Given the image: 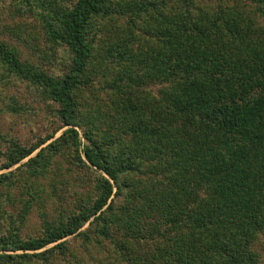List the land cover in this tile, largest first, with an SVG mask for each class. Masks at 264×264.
Instances as JSON below:
<instances>
[{
  "label": "trees",
  "instance_id": "trees-1",
  "mask_svg": "<svg viewBox=\"0 0 264 264\" xmlns=\"http://www.w3.org/2000/svg\"><path fill=\"white\" fill-rule=\"evenodd\" d=\"M24 3L0 15V79L60 124L1 152L0 264H264V0ZM16 194L39 235L2 223Z\"/></svg>",
  "mask_w": 264,
  "mask_h": 264
},
{
  "label": "rangeland",
  "instance_id": "rangeland-1",
  "mask_svg": "<svg viewBox=\"0 0 264 264\" xmlns=\"http://www.w3.org/2000/svg\"><path fill=\"white\" fill-rule=\"evenodd\" d=\"M25 1L26 0H0V15L3 18L4 22L13 23V17L16 20L20 18L22 14V8H19L18 4L23 5L25 4ZM253 11L254 9L251 12ZM258 14L251 15L252 17H254V21L257 24L264 26V18L258 17ZM58 70H60V68ZM32 93L33 90L31 84L27 81L19 80L10 74L9 76L5 74V78H3L2 80L0 79V158L1 152H3L8 147L10 141H13L15 139L21 144L30 145L31 143L36 141L38 137L45 136L60 124L59 119L54 115V113L50 111L44 103L40 102ZM9 97H13L17 101V104L15 105L16 111H11L7 107V105L10 104L11 101ZM82 102H84V99L81 101V103ZM84 109L87 112H89L90 110L89 108H87V106H84ZM76 128L79 132L78 136L81 141V150L85 140L82 137L81 129L79 127ZM63 129H65V127L58 130L54 134V138L58 137ZM63 156V160L66 158L70 159V162H67V168H75V173H83L80 178L74 179L73 190L82 185L81 188L78 189H81L82 192L85 191L87 193L86 195H92L95 192L94 189H98V184L97 182H95V179H97L98 176L101 175V172L96 170L95 168H92V170L84 168L82 167V165H80V167L82 168H79L78 166L76 167L74 165L76 161L72 162L74 152L70 149H68V151H66ZM8 170L9 169H2L0 170V172H6ZM81 195L82 196H80V198H85L84 193H82ZM27 197L29 198V196ZM18 198L19 196L16 194V196H14V199L16 201L5 206V217L2 219V223H4L6 228L8 227L9 220L14 219L16 224H19L18 226H20L22 235H39L42 230V216H40L39 206L43 204L33 205L31 204L32 202H30L31 208L26 213L24 219L21 221L20 219H18L17 215L21 212V208L23 207L25 201L19 200ZM67 201V203L71 205V207H75L76 204H74L70 200ZM26 203H28V201H26ZM67 239L69 245L75 249L76 254L78 253L79 256L85 255L83 252L81 239L77 235L68 236ZM261 239L264 244V237L262 236ZM263 244L261 246L262 248H264ZM51 245L53 244H50L47 247ZM261 247H259V250H261ZM260 253L261 256H263L264 253Z\"/></svg>",
  "mask_w": 264,
  "mask_h": 264
}]
</instances>
